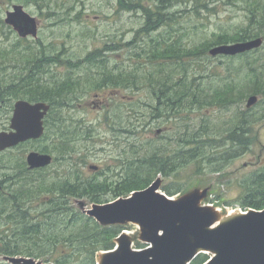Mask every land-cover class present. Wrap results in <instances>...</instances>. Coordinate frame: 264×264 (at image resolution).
<instances>
[{
  "label": "rangeland",
  "instance_id": "1",
  "mask_svg": "<svg viewBox=\"0 0 264 264\" xmlns=\"http://www.w3.org/2000/svg\"><path fill=\"white\" fill-rule=\"evenodd\" d=\"M256 1L258 0H200L198 4H203L200 6L190 0H174L175 6H170V3L169 10L165 11L169 18L166 26L148 34L140 33L147 23L145 15L140 12L121 11L117 0H1L0 87L12 85L18 76L27 77L26 72H14L27 68L26 56H39L44 50L49 54L54 53V56L59 55L61 58L58 61L61 60V63L52 66L48 74L42 68L43 72L36 77L41 85L47 78L56 79L64 77L65 74H72V77L81 79L82 82L73 101L50 114L43 144H28L10 153H0L1 179L9 176V166L13 168V175L20 174L19 168L26 162L29 152L38 148L54 151V165L38 173L25 174L27 177L23 176L13 182V186L16 183L26 185L30 181L35 182L41 176H66L76 165L87 179L105 181L109 178V181L116 182L123 178L132 163L148 152L164 147L175 157L176 152L189 149V142L197 133L201 137L195 141L206 142L202 151L207 157L223 153L227 149L236 152L234 148L231 149V145L218 148V143L224 141L226 130L237 120L239 114L247 112L254 123L248 152L233 160L219 161L216 164L200 159L198 163L178 165L172 175L158 174L155 178L156 180L160 177L163 180L161 192L164 194H167L164 190L167 186L173 187L174 195L171 198L183 196L199 188H209V197L204 204L216 207L223 214L232 211L244 212L240 200V195L244 193L242 185L249 176L264 166V96H259L258 104L250 110L247 109L248 99L229 108L210 106L201 109L186 99L181 107L183 109L175 114L172 110V116L168 120L166 117L151 118L153 109L150 106L156 105L153 93L155 90H166L178 82L182 68L174 81L173 68L170 66L173 60H182L190 79L200 78L197 83L206 87L218 88L223 85L221 80L234 77L236 83L243 85L245 74L240 69V59H207L202 54L186 53L191 49H200L202 44L213 42L222 33L235 34L240 27L245 26L247 11L253 9ZM17 5L23 6L26 12L37 19L38 39L29 38L22 42L23 39L6 25L7 13L13 11ZM174 39L180 46L177 48L184 51L180 52V56H157L158 59H155L149 54L155 46L163 49L172 44ZM110 48L113 51H109ZM95 50L101 51L103 59L98 60L97 65L91 66L85 63L84 58ZM261 50L264 55V46ZM5 55L7 56L3 58ZM255 58V55L251 57L252 60ZM79 63L77 68L70 65ZM229 68L232 73H229ZM105 71L123 73L125 78L126 75L132 79L139 78L138 88L131 85L126 90L95 92V79L100 78ZM149 73H153L152 76ZM161 80H168L166 87ZM5 88L0 89V93H4L8 87ZM117 91L119 95L114 96L113 93ZM97 94L110 107L94 109V103L98 102ZM8 97L9 103L17 101L10 94L0 100V106L3 105L0 110V130L9 127L11 107L9 106L8 111L7 105L3 104ZM170 97L173 99L172 94ZM128 107L132 108L128 110ZM118 123L124 132L132 133V137L125 134L119 140L113 138L109 127L117 128ZM58 127H67L73 141L70 144L71 152L66 158H61L55 145L59 142L55 139V132L59 133ZM160 129L163 133L158 135ZM108 140L114 143L111 144ZM213 141L217 143L214 146L211 144ZM131 143H135L136 152L127 149ZM90 166H99L100 173H92ZM217 168L221 171H216ZM116 199L113 195L106 194L100 204ZM78 200L82 199L74 198L71 201L77 210ZM83 201L86 209L92 207L93 203L88 199ZM124 228V231L133 236L135 249H139V228L135 225ZM0 262H3L2 259Z\"/></svg>",
  "mask_w": 264,
  "mask_h": 264
},
{
  "label": "trees",
  "instance_id": "2",
  "mask_svg": "<svg viewBox=\"0 0 264 264\" xmlns=\"http://www.w3.org/2000/svg\"><path fill=\"white\" fill-rule=\"evenodd\" d=\"M173 1L117 0V3L123 12L143 13L147 23L140 33L150 34L166 26L169 22L165 11L174 5ZM199 1L190 0V2L203 6L202 3L198 4ZM253 6V9L250 8L247 11L245 26L240 27L235 34L222 33L213 42L202 44L199 46L200 49H191L186 54H202L208 59L210 57L208 56L209 51L215 46L245 42L257 38L264 39V0L254 2ZM21 41L26 42L27 40ZM177 47L180 46L174 39L172 44L163 49L155 46L149 54L155 59L158 57L173 58L181 55L182 48ZM44 51L39 56L35 54L26 56L27 68L16 70L14 73L21 72L20 74H24L26 72L28 76H18L12 85L6 84L5 87L8 88L4 93H0V100L10 94L16 100L46 102L53 109L66 106L73 101V97L78 94L81 86V79L72 77V74H65L64 77L56 79L47 78L43 85L36 79L43 72L42 68H45L44 72L48 74L52 66L61 63V60L58 61L61 58L59 55L54 56V53L49 54ZM109 51H113V49L110 48ZM261 51L260 49L229 58L241 60L240 69L245 74V83L242 82L243 85H239L234 80L236 77L230 80L228 78L224 80L225 82L221 80L223 85L215 89L211 88L212 86L206 87L204 84H198L200 78L190 79L185 63L182 60H173L170 66L173 68L174 81L182 68L178 82L167 88L173 89L172 107L174 114L183 109L181 107H183L186 99L192 101V104L200 109L210 106L229 108L235 104L244 103L251 96H264V55ZM253 55L257 58L252 60ZM101 59H103L102 53L99 50L91 52L84 58L85 63L91 66L97 65V61ZM190 64L191 62L188 65ZM70 65L77 68L80 63ZM229 73H232L230 68ZM152 74L149 73L148 75L152 76ZM121 75L123 73L105 71L104 74L100 75V78L95 79V92L126 90L135 81H139V78L132 79L128 75L123 79ZM228 80L229 83H226ZM167 82L168 80H161L165 87ZM5 87H0V89L5 90ZM40 90L44 91L42 96L38 94ZM253 124V120L249 118L247 112L240 113L237 120L230 124L226 130L224 141L218 143V148L231 145V149L234 148L236 152L227 149L223 153L207 157L202 151L206 142L195 141L201 137L197 133L189 142V149L176 152V156L172 158L167 157L165 153L161 155L148 152L141 159L132 163L129 169H126L125 176L116 182L109 181V178L105 181L87 179L76 165L70 169L66 176H60V174L41 176L37 181H30L26 185L16 183L13 186L12 208L10 210L9 176L5 177L3 180L8 184V188L0 191V258L22 256L52 264H97L98 254L102 251L112 250L115 246L114 240L125 228L122 226H100L94 219L84 215L79 209L77 210L71 204L72 199H88L92 203H102V197L106 194L116 198L127 197L134 191L148 188L158 174L172 175L176 172L178 165L198 163L200 159L210 160L213 164L219 161L233 160L250 149V134ZM59 134L61 136L59 154L61 158H66L71 152L70 144L73 141L67 127H60ZM215 142H211L212 146L217 144ZM45 153L52 154L54 151L46 148ZM19 170L21 173L15 174L13 177L14 183L23 176L26 178L27 175L25 174L30 173L24 165ZM215 170L221 171L220 168ZM178 188L180 189V187ZM242 188L244 191L240 195L242 207L245 210H263L264 166L249 176L244 181ZM164 190L168 195H174L173 187L167 186ZM137 247L142 248L143 245L137 243ZM208 259L209 256L203 254L198 256L192 264H204ZM0 264L8 263L0 262Z\"/></svg>",
  "mask_w": 264,
  "mask_h": 264
},
{
  "label": "water",
  "instance_id": "3",
  "mask_svg": "<svg viewBox=\"0 0 264 264\" xmlns=\"http://www.w3.org/2000/svg\"><path fill=\"white\" fill-rule=\"evenodd\" d=\"M5 22L21 38H38V21L23 6H14ZM263 44V38H258L216 46L210 55L234 57L258 50ZM258 102L257 96H251L247 108ZM50 108L46 103L17 102L12 131L0 132V151L42 138L44 118ZM52 162L51 155L38 152L27 158L31 170L46 168ZM162 185L163 180L158 178L145 190L111 203L93 204L90 209H86L83 200H78L80 210L102 227L137 226L139 242L148 245L135 249L133 236L124 231L116 238L113 250L100 253L98 264H192L202 254L211 256L206 264H264V209L223 214L204 204L209 188L171 198L161 192ZM2 260L9 264H50L22 256H5Z\"/></svg>",
  "mask_w": 264,
  "mask_h": 264
},
{
  "label": "flooded vegetation",
  "instance_id": "4",
  "mask_svg": "<svg viewBox=\"0 0 264 264\" xmlns=\"http://www.w3.org/2000/svg\"><path fill=\"white\" fill-rule=\"evenodd\" d=\"M121 76L123 77V79L125 78L124 75H121ZM139 83H140L139 81H135L134 84H133V87L134 88H138ZM107 91L108 90H103L101 92L105 93ZM153 93H154V97H155V100H156V105L155 106H150V108L153 109V112L151 113V118L160 119V118L166 117V120L170 119L171 116H172V113H173L172 112V110H173V107H172V105H173V99L170 97V94H172V96H173V89L172 88H169V89H166V90H155ZM38 94L40 96H42L44 94V91L40 90V92ZM113 95L114 96H118L119 95L118 91L115 92V93H113ZM96 98L98 99V102H95L94 103V109H101L102 110L105 107H107V108L110 107V105H107L106 104L108 102H106L104 104L103 101H101L99 99V95L98 94L96 95ZM21 100L27 101V102H29L31 104H38V103H42L43 102V101H29V100H25V99H18L16 102H13V104H12V103H9V97H8L7 100H5L3 102V104H6L7 105L8 111H9V106L11 107V109H10V116L8 118L9 119V127L0 130V132H9L10 133L12 131L11 125H12V120H13V117H14L15 105H16L17 102H19ZM10 101H12V100H10ZM10 104H12V105H10ZM2 108H3V105L0 106V110ZM131 108L132 107H128V110H130ZM133 108H137V107H133ZM52 109L53 108L51 107V110H50L49 114L44 118V127H45V129L48 127L50 114L53 112V110H56V109H53V110ZM113 117H114L115 120L117 119V117H115V116H113ZM58 122H60V121H58ZM117 126H119V127H117V128H114L115 126L109 127L110 128L109 129L110 132L113 133V136H114L113 138L119 140V138L121 136H124L125 134H128L130 137H132V133H130L128 131L124 132L123 131L124 129L120 128V123H118ZM58 128H60V127H58ZM162 133H163V130L162 129L158 130V132H157L158 135H161ZM56 135H57V137L55 139H57L59 142L57 141L58 144H55V145L57 146V150L60 151L61 139H60V137L58 138L59 133L56 132ZM44 139L45 138L43 137V138H41L39 140H31L29 142H26L24 144H20L19 146L15 147V148H12V149H9L7 151H9V153H10V152H13L14 150H18V149L24 147L25 145H28V144H43L44 143ZM108 142L111 143V144L114 143L111 140H108ZM127 149L130 150V151H134V150H135V152L137 151V148H136L135 143L129 144L127 146ZM7 151H5V152H7ZM125 151H126V149H125ZM5 152H1L0 151V153H5ZM32 152H38L40 154H47V153H45L44 150H40V148H38V150H32V151H30L29 154L32 153ZM154 153L155 154H161V155H163V153H165L167 157L172 158V156L169 153V151L166 148H164V147L159 148V149H156L154 151ZM28 155L26 157V162H24L23 165H24V167L31 174L38 173V172H41V171H44L45 170V169H42V170H31L29 168V165L27 164ZM57 160H59V159L57 158ZM169 161H170V159H169ZM119 165H120V163H119ZM92 167H96V166H90L89 167V169H90V171H92V173H95V174L100 173L101 168L99 166H97L98 169H93ZM124 176H125V174H124ZM1 177L2 176L0 174V185H1L0 191H3V190H5V188H8V184H6L5 183V180L1 179ZM13 177H14V175H13V168L11 166H9V210L12 208Z\"/></svg>",
  "mask_w": 264,
  "mask_h": 264
}]
</instances>
